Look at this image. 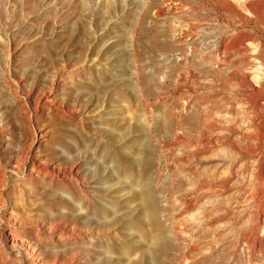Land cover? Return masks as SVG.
<instances>
[{
	"label": "rangeland",
	"instance_id": "1",
	"mask_svg": "<svg viewBox=\"0 0 264 264\" xmlns=\"http://www.w3.org/2000/svg\"><path fill=\"white\" fill-rule=\"evenodd\" d=\"M152 1L171 2L0 0V162L8 180L2 190L13 201L0 207V264H54V251L68 247L84 252L70 264H250L231 215L218 218L234 205L235 189L232 182L216 187L212 174H223L230 158L221 151L189 156L168 144L186 105V87L174 89L178 79L195 81L196 95L230 71H214L211 54L228 26L216 23L207 0H187L204 5L186 6L185 20H156ZM190 25L193 53L179 41ZM253 71L248 81L256 86ZM22 151L43 164L51 157L49 171L72 162L70 195L37 174L34 185L19 181ZM190 190L200 200L187 206ZM64 208L72 212L59 230L65 237H52L44 218L34 222ZM186 218L200 241L192 261L180 255L191 232L176 230Z\"/></svg>",
	"mask_w": 264,
	"mask_h": 264
},
{
	"label": "bare ground",
	"instance_id": "2",
	"mask_svg": "<svg viewBox=\"0 0 264 264\" xmlns=\"http://www.w3.org/2000/svg\"><path fill=\"white\" fill-rule=\"evenodd\" d=\"M170 1L167 5L158 6L154 1L151 2L150 8H156V20L163 18L164 15H172L178 17L179 20H185L183 19L184 15L188 16L189 12L185 10L186 6H189L188 8L193 12L204 5L194 4L187 0ZM236 2L231 0H207L205 2L208 5H213L212 11L216 14V23H220V25L225 23L228 26V29L218 37L211 52L216 65H218L214 71H221L223 68L230 69V71L216 78V82L212 85L206 83L205 88L208 92L196 95L194 92H198V89L195 81L185 76L178 79L174 89H180L181 86L186 87V92H181L186 105L182 104L183 109L179 112L181 131L175 133L168 144H170V148H174L176 145L183 146L189 156L213 151L220 153L221 151L223 155L230 158L227 170L223 171V174H212V177L216 178V187L223 188L232 182L231 187L235 189L234 198L236 201L234 205L222 209L223 212L218 215V218L223 219L231 215L236 232L246 244L249 263L264 264V234L260 233L264 232V0H242L240 7L234 4ZM195 25L186 27L187 29L181 31L179 37V41H184L186 45L191 46L192 53L196 51L195 45L197 44L196 36L193 34ZM187 37H190L189 41L185 39ZM180 50L182 54L186 53L184 47H181ZM248 56L253 58L256 63L251 62L252 65L248 66L250 63L246 60ZM248 68L254 70L253 78H251L255 80L256 86L248 81L250 77L247 72ZM235 78L236 81L230 84V81H234ZM190 82L194 84H190ZM224 91L228 94H224ZM193 114H196L197 117L195 118ZM227 114L229 116H226ZM193 117L197 123L193 122ZM30 153V151H22L17 156L18 180L34 185L35 182H31L30 179L33 176L35 178L42 176L53 181L52 186H58L64 190L65 194L70 195L74 181L69 180L70 174L67 171H73V163L66 161L64 166L49 171L47 164H51V157L46 160L47 164H43L30 158ZM181 158L185 160V154ZM70 163L73 165L72 167L69 165ZM167 163V165L172 164L171 159ZM4 171L0 162V207L7 206L8 202H13L11 198L7 197L9 189L6 190L7 192L2 190V187H6L8 182L3 177ZM219 177L222 178L218 179ZM200 182L197 191L203 189L202 179ZM191 194L193 197L188 198ZM200 194L195 195V191L190 190L182 204L191 206L195 199L199 202ZM78 203L80 204L81 200ZM241 203H245L244 208H241ZM77 208L82 210L84 206L80 204V207ZM71 213L69 209L64 208L60 214L54 217H41L35 219L34 222L39 223L44 218L52 224V237L64 236L65 231L60 232L59 230L63 226L64 220L68 222L71 219L69 218ZM190 222V219L186 218L181 225H177L176 230L182 234H188L192 230ZM37 230L34 231L35 234L40 235ZM72 233V236L76 237V231ZM77 235H81V233ZM190 236L191 238H184V243H188L187 250L180 252L184 261H192L194 256L201 255L199 252L200 241L193 240L192 232ZM83 254L84 252L81 250L76 251L71 247L56 250L53 253L54 264H70L71 260L75 261ZM86 264L93 263L89 260Z\"/></svg>",
	"mask_w": 264,
	"mask_h": 264
}]
</instances>
